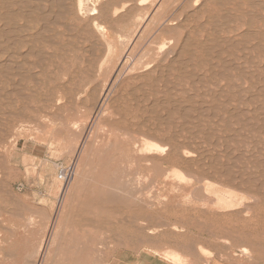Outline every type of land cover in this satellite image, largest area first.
I'll return each instance as SVG.
<instances>
[{
  "label": "rangeland",
  "instance_id": "rangeland-1",
  "mask_svg": "<svg viewBox=\"0 0 264 264\" xmlns=\"http://www.w3.org/2000/svg\"><path fill=\"white\" fill-rule=\"evenodd\" d=\"M0 1L4 4L0 5V28L5 27L0 29V66L1 62L14 65L9 75L0 79V93L2 90L5 97H0V264H69L62 248L52 243L63 215L62 236L67 238L72 233L81 238L72 243L77 244L72 249L81 261L71 264H108L124 251L150 252L174 264L177 263L166 257V251L181 254L188 264H264V110L260 111V106L264 109V0H88L87 5L85 0L83 10H79L77 0ZM86 7L89 12H85ZM90 8L99 13L91 16ZM247 15L255 21L253 33L240 29L250 22ZM13 42L19 46L14 47ZM233 43L236 45L232 49ZM257 43L263 52L253 48ZM31 50L43 58L28 55ZM40 59L45 61L43 65ZM25 62H30L29 66ZM186 110L190 118H186ZM200 110L205 111L204 115ZM231 110L235 114L231 115ZM115 114L127 122L137 141L148 140L162 147L170 141V145L163 156H151L156 161L135 165L141 181L139 186L134 185L140 192L132 199L133 212L120 197L113 214L104 218L94 211L82 219L104 218L106 225L72 229L67 223L81 219L72 214L78 213L85 201L84 178L104 148L97 144L98 137L112 128L107 120ZM122 149L119 143L116 155ZM258 160L263 161L261 165ZM63 170L72 174L69 184L59 179ZM221 172L223 175H219ZM173 173L181 176L176 179ZM245 175L251 177V183ZM219 194L234 201L233 208L216 211L214 201ZM66 208L69 210L64 211ZM18 236L28 243L42 244V258L34 253L33 258L29 254L26 261L20 262L18 257L4 252ZM244 248L248 249L247 255L242 252Z\"/></svg>",
  "mask_w": 264,
  "mask_h": 264
},
{
  "label": "bare ground",
  "instance_id": "bare-ground-1",
  "mask_svg": "<svg viewBox=\"0 0 264 264\" xmlns=\"http://www.w3.org/2000/svg\"><path fill=\"white\" fill-rule=\"evenodd\" d=\"M30 1V0H29ZM32 1H34V0H32ZM36 1V0H35ZM56 1V0H55ZM54 1V2H55ZM78 1V4H79V6H78V8L80 7V9L79 10H81L82 9V7H83V5H84V2H85V0H77ZM87 2H86V5H87V3H88V0H86ZM222 1V0H221ZM220 1V2H221ZM230 0H228V2H229ZM233 1V0H232ZM251 1V0H250ZM259 1V0H258ZM10 2V1H9ZM18 2V1H17ZM48 2V1H47ZM59 2V1H58ZM61 2H63V1H61ZM60 2V3H61ZM264 2V1H263ZM0 3H1V1H0ZM6 3H7V0H6ZM21 3H23V2H21ZM27 3V2H26ZM56 3V2H55ZM231 3V2H230ZM255 3H256V1H255ZM262 3V2H261ZM13 5H14V3H12ZM34 4V3H33ZM49 4V3H48ZM62 4V3H61ZM64 4V3H63ZM66 4V3H65ZM93 4V3H92ZM217 4H219V3H217ZM239 4V3H238ZM252 4V3H251ZM260 4V3H259ZM1 5V7H3V3H1L0 4ZM220 5V4H219ZM223 5H225V4H223ZM223 5H221V6H223ZM256 5V4H255ZM7 6V5H6ZM12 6V5H11ZM25 6V5H24ZM52 6H53V2H52ZM58 6V5H57ZM260 6V5H259ZM262 6H263V3H262ZM60 8H61V6H59ZM64 7V6H63ZM201 7V6H200ZM199 7V8H200ZM257 7V6H256ZM4 8H7V7H4ZM12 8V7H11ZM46 8V7H45ZM52 8V7H51ZM65 8L66 7H64L63 8V11L65 10ZM67 8H68V6H67ZM205 8V7H204ZM263 8V7H262ZM32 9H34V8H32ZM69 9V8H68ZM77 9V8H76ZM86 9H87V7H86ZM85 9V10H86ZM238 9V8H237ZM13 10V9H12ZM43 10H45V9H43ZM47 10V9H46ZM83 10V9H82ZM197 10V9H196ZM27 11V10H26ZM40 11V10H39ZM42 11V10H41ZM89 12V8L85 11V12ZM29 12V11H28ZM62 12V11H61ZM229 12V11H228ZM5 13V12H4ZM9 13V12H8ZM14 13H18V11H16V12H14ZM21 13V12H20ZM25 13H27V12H25ZM47 13H49L48 11H47ZM57 13V12H56ZM99 12H98V10L96 9V8H90V15L91 16H96L97 14H98ZM250 13V12H249ZM249 13H245V14H249ZM252 13V12H251ZM35 14V13H34ZM43 14V13H42ZM57 14H59V13H57ZM62 14H64V13H62ZM85 14H87V13H85ZM84 14V15H85ZM254 13H252V15H253ZM255 14H256V12H255ZM2 15H4V14H2ZM18 15V14H17ZM27 15V14H26ZM79 15H80V13H79ZM231 16H233L232 14H230ZM257 15V14H256ZM9 16V15H8ZM40 16V15H39ZM55 16H56V14H55ZM253 16H255V15H253ZM17 17V16H16ZM53 17H54V13H53ZM52 17V18H53ZM241 17V16H240ZM247 17H248V15H247ZM250 17H252L251 16V14H250ZM250 17H248V19H247V21L249 20V18ZM259 17H260V15H259ZM32 18V17H31ZM34 18V17H33ZM47 18H48V15H47ZM57 17H55V19H56ZM60 18V17H59ZM64 18V17H63ZM92 18V17H91ZM210 18V17H209ZM212 18V17H211ZM217 18L218 17H216V20H217ZM221 18V17H220ZM227 18V17H226ZM255 18H257V16L255 17ZM25 19V18H24ZM35 19V18H34ZM41 19V18H40ZM46 19V18H45ZM58 19V18H57ZM57 19H56V21H57ZM213 19H215V18H213ZM219 19V18H218ZM227 19H229V17L227 18ZM231 19V18H230ZM261 19H263L264 20V18H261ZM2 20V19H1ZM17 20V19H16ZM47 20V19H46ZM54 20V19H53ZM223 20H224V18H223ZM226 20V19H225ZM32 21V20H31ZM55 21V20H54ZM185 21V20H184ZM250 21V20H249ZM258 21H260L259 20V18H258ZM16 22H18V21H16ZM35 22V21H34ZM58 22V21H57ZM204 22H206V21H204ZM215 22V21H214ZM217 22V21H216ZM231 22V21H230ZM233 22V21H232ZM255 21H254V19H252L251 18V21L249 22V23H246V24H244V25H241L240 26V29H246L247 28V30L250 32V33H253V32H255V30H254V23ZM257 22V21H256ZM15 23V22H14ZM56 23V22H55ZM213 23V22H212ZM13 24V23H12ZM17 24V23H16ZM48 24H50V22L48 23ZM48 24H47V26H48ZM53 24H54V22H53ZM62 24V23H61ZM202 24V23H201ZM205 24V23H204ZM210 24H211V22H210ZM214 24V23H213ZM216 24V23H215ZM218 24H220V23H218ZM217 24V25H218ZM223 24V23H222ZM241 24H242V22H241ZM18 25V24H17ZM16 25V26H17ZM212 25V24H211ZM225 25H227V23L225 24ZM254 25V26H253ZM3 26V25H2ZM11 26V25H10ZM41 26H43V25H41ZM67 26V25H66ZM65 26V27H66ZM200 26V25H199ZM21 27H22V25H21ZM69 27V26H68ZM202 27V26H201ZM214 27H215V25H214ZM2 28H4L5 29V27L3 26V27H1L0 29H2ZM7 28V27H6ZM17 28V27H16ZM25 28H27V26L25 27ZM200 28V27H199ZM203 28V27H202ZM222 28H224V27H222ZM28 29V28H27ZM50 29V28H49ZM98 29V28H97ZM96 29V30H97ZM213 29V28H212ZM216 29H217V27H216ZM215 28H214V30H216ZM221 29V28H220ZM235 29V28H234ZM10 30H12V29H10ZM17 30H19V29H17ZM42 30V29H41ZM48 30V29H47ZM67 30V29H66ZM71 30V29H70ZM69 30V31H70ZM100 30H102V29H100ZM219 30V29H218ZM218 30H217V32H218ZM226 31H227V29H226ZM0 32H2V31H0ZM10 31H8V33H9ZM42 32V31H41ZM50 32V31H49ZM97 32H98V30H97ZM196 32V31H195ZM214 32V31H213ZM216 32V31H215ZM259 32H262V30L260 29L259 30ZM7 33V34H8ZM11 33V32H10ZM10 33H9V36L8 37H10L11 35H10ZM37 34L39 33V32H36ZM35 33V34H36ZM137 33V32H136ZM245 33H247V32H245ZM14 34V33H13ZM36 34V35H37ZM42 35V34H41ZM57 35H58V33H57ZM100 35H102V34H100ZM240 35H242V34H240ZM239 35V36H240ZM255 35V34H254ZM253 35V36H254ZM260 36L262 35L261 33L259 34ZM264 35V34H263ZM2 36H4V35H2ZM16 36V35H15ZM34 36V35H33ZM39 36V35H38ZM243 36V35H242ZM246 36H248V35H246ZM246 36H245V38H246ZM252 36V35H251ZM252 36V37H253ZM255 36H257V33H256V35ZM55 37V36H54ZM186 37H187V35H186ZM189 37V36H188ZM241 37V36H240ZM6 38V37H5ZM5 38H4V40H5ZM12 38V37H11ZM22 38V37H21ZM20 38V39H21ZM217 38V37H216ZM8 39V38H7ZM7 39H6V41H7ZM14 40H15V37L13 38ZM18 39V38H17ZM16 39V40H17ZM52 39V38H51ZM188 39H190V38H188ZM248 39H250V38H248ZM260 39V38H259ZM8 40H11V39H8ZM40 40H42V39H40ZM39 40V41H40ZM54 40V39H53ZM192 40V39H191ZM211 41H213L212 39H210ZM217 40V39H216ZM221 41L223 40V39H220ZM219 40V41H220ZM224 40H225V38H224ZM227 40V39H226ZM6 41H4V42H6ZM11 41H13V40H11ZM20 41V40H19ZM36 41H38V40H36ZM210 41V42H211ZM230 41V40H229ZM246 41H247V39H246ZM43 42V41H42ZM52 42H54V41H52ZM184 42H186L185 40H184ZM183 42V43H184ZM191 43H192V41H190ZM206 42H208V41H206ZM214 42V41H213ZM13 43H15V42H13ZM50 43V42H49ZM57 43V42H56ZM55 43V44H56ZM71 43V42H70ZM69 43V44H70ZM183 43H182V45H183ZM190 43V44H191ZM227 43V42H226ZM231 43H232V41H231ZM239 43H242L241 41L239 42ZM260 43V42H259ZM11 44V43H10ZM9 44V45H10ZM16 44V43H15ZM17 44H19L18 42H17ZM15 45L14 47H18L19 45ZM34 44V43H33ZM52 44V43H51ZM67 44V43H66ZM189 44V45H190ZM194 44V43H193ZM214 44H217V42L216 43H214ZM220 44V43H219ZM224 44V43H223ZM229 44V42L227 43V45ZM237 44H238V42H237ZM248 44H250V43H248ZM14 44H12V45H10V46H13ZM20 45H22V47L23 46H26V45H24L23 43H20ZM107 45V44H106ZM109 45V44H108ZM107 45V46H108ZM181 45V46H182ZM184 45H185V43H184ZM222 45V44H221ZM230 45V44H229ZM235 45H236V43L234 44L233 43V45L231 46L232 47V49L235 47ZM252 45V44H251ZM257 45V46H256ZM255 46H253V48L254 47H258V43L256 44ZM259 45H261V44H259ZM6 46V45H5ZM9 46V47H10ZM52 46H53V44H52ZM124 46V45H123ZM161 46V45H160ZM159 46V47H160ZM194 46V45H193ZM197 46V45H196ZM223 46V45H222ZM234 46V47H233ZM243 46V45H242ZM262 46V45H261ZM16 47V48H17ZM29 47V46H28ZM60 47H62V46H60ZM108 47H110V46H108ZM183 48H184V46H182ZM187 47H189V46H187ZM207 47V46H206ZM221 46H219V48H220ZM227 47V46H226ZM228 47H230V46H228ZM227 47V48H228ZM244 47V46H243ZM245 47H247L246 45H245ZM15 48V50L17 51V49ZM31 48V47H30ZM35 48V47H34ZM42 48V47H41ZM59 48V47H58ZM164 48V47H163ZM213 48V47H212ZM214 48H216V45H215V47ZM259 48V50L261 49L262 50V52H263V48H260V46L258 47ZM257 48V49H258ZM4 49V48H3ZM7 49H8V47H7ZM12 49H13V47H12ZM110 49V48H109ZM182 49V48H181ZM181 49H179V50H181ZM187 49V48H186ZM189 49V48H188ZM188 49H187V51H188ZM202 49V48H201ZM221 49V48H220ZM235 49H237V48H235ZM247 49V48H246ZM245 49V50H246ZM5 50V49H4ZM29 50V49H28ZM27 50V51H28ZM42 51H43V49H41ZM108 50V49H107ZM183 50V49H182ZM205 50V49H204ZM238 50V49H237ZM242 50V48L240 49V51ZM252 50V49H251ZM254 50H256V49H254ZM253 50V51H254ZM12 51H14V50H12ZM36 51V50H35ZM42 51H40V52H42ZM66 51H68V50H66ZM86 51V50H85ZM93 51V50H92ZM92 51H90V52H92ZM110 51V50H109ZM108 51V52H109ZM126 51V50H125ZM161 51V50H160ZM192 51V50H191ZM209 51V50H208ZM221 51V50H220ZM219 51V52H220ZM18 52V51H17ZM45 52V51H44ZM84 52V51H83ZM89 52V51H88ZM88 52H85V53H88ZM89 52V53H90ZM107 52V53H108ZM179 52V51H178ZM195 52V51H194ZM212 52H214V49H213V51ZM217 52V50L215 51V53ZM255 52V51H254ZM26 53V52H25ZM37 53H39V52H37ZM72 53V52H71ZM106 53V54H107ZM162 53H164V52H162ZM209 53H210V51H209ZM257 53V52H256ZM16 54V53H15ZM14 54V55H15ZM19 54V53H18ZM17 54V55H18ZM20 54H22V53H20ZM27 54V53H26ZM32 54H34V56H35V52L34 51H30V53L28 54V55H32ZM49 54V53H48ZM70 54V53H69ZM91 54V53H90ZM124 54V53H123ZM179 54H180V52H179ZM178 54V55H179ZM218 54V53H217ZM260 54V53H259ZM8 55H10V54H8ZM13 55V54H12ZM37 55V54H36ZM42 55V54H41ZM45 54H43V56H44ZM63 55V54H62ZM191 55V54H190ZM194 55V54H193ZM221 55V54H220ZM219 55V56H220ZM11 56V55H10ZM24 56H25V54H24ZM37 56H39L40 57V55L38 54ZM180 56V55H179ZM178 56V57H179ZM182 56H183V54H182ZM181 56V57H182ZM211 56V55H210ZM21 57H23V54H22V56ZM25 57H27V56H25ZM42 57V56H41ZM40 57V58H41ZM46 57V56H45ZM50 57V56H49ZM63 57V56H62ZM174 57V56H173ZM177 57V58H178ZM196 57V56H195ZM252 57V56H251ZM257 57V56H256ZM8 58V57H7ZM10 58V57H9ZM11 58H13L12 56H11ZM14 58H15V56H14ZM19 58V57H18ZM43 58V57H42ZM77 58V57H76ZM175 58V57H174ZM216 57H214V59H215ZM252 58H254V57H252ZM16 59V58H15ZM14 59V60H15ZM104 59H106L105 57H104ZM219 59V58H218ZM9 60V59H8ZM40 60H42V59H40ZM40 60H39V62H40ZM46 60V59H45ZM48 60V59H47ZM87 60V59H86ZM131 60V59H130ZM179 60V59H178ZM200 60V59H199ZM224 60L225 59H223V62H224ZM249 60H250V58H249ZM248 60V64L250 65V61ZM5 61V60H4ZM7 61V60H6ZM12 61V60H11ZM21 61H23V60H21ZM88 61V60H87ZM180 61V60H179ZM182 61V60H181ZM184 61V60H183ZM182 61V62H183ZM188 61L189 62H191L192 61V59H191V61L188 59ZM27 62V61H26ZM25 62V64H28V66H29V64H30V62L29 63H26ZM32 62V61H31ZM42 65L44 64V62L45 61H43L42 60ZM50 62V61H49ZM174 63H175V61H173ZM185 62V61H184ZM183 62V63H184ZM209 62H212V61H210L209 60ZM221 62V61H220ZM222 62V63H223ZM227 62V61H226ZM229 62H230V60H229ZM228 62V63H229ZM232 62H234V61H232ZM13 63H15V62H13ZM18 63H19V61H18ZM18 63H16L17 65H18ZM21 63V62H20ZM23 63V62H22ZM131 63V62H130ZM169 63V62H168ZM176 63H177V61H176ZM178 63H180V62H178ZM182 63V64H183ZM205 63V62H204ZM216 63V62H215ZM214 63V64H215ZM245 63V62H244ZM243 63V64H244ZM253 63V62H252ZM4 64V63H3ZM15 64V65H16ZM102 64H103V62H102ZM185 64V63H184ZM183 64V65H184ZM187 64V63H186ZM11 63H9V64H4V65H2V62H1V66H0V79L2 78L1 76L2 75H4V74H6L7 73V75H9V71L10 70H12V66L14 67V65H12ZM35 64H33V66H34ZM130 65V64H129ZM182 65V66H183ZM188 65V64H187ZM192 65V64H191ZM212 65V64H211ZM223 65H225V64H223ZM233 65V64H232ZM40 66V65H39ZM100 66V65H99ZM193 66V65H192ZM226 66V65H225ZM223 67V68H225L226 70L228 69V68H226V67ZM237 66V65H236ZM235 66V67H236ZM251 66V65H250ZM87 67V66H86ZM215 67V66H214ZM218 67V66H217ZM216 67V68H217ZM227 67H229V66H227ZM230 67H231V65H230ZM242 67V66H241ZM263 67H264V65H263ZM17 68V67H16ZM19 68H20V64H19ZM33 68H35V67H33ZM55 68V67H54ZM100 68V67H99ZM165 68V67H164ZM186 68H187V66H186ZM243 68V67H242ZM241 68V70H243ZM261 68V67H260ZM259 68V69H260ZM21 69V68H20ZM23 69V68H22ZM31 69V68H30ZM41 69V68H40ZM231 69H232V67H231ZM235 69V68H234ZM244 69H246V68H244ZM254 69H256L255 67H254ZM262 69V68H261ZM19 70V69H18ZM24 70H26V69H24ZM179 70V69H178ZM213 70H214V68H213ZM240 70V71H241ZM166 71V70H165ZM215 71V70H214ZM228 71H229V69H228ZM18 72V71H17ZM29 72H31V70L29 71ZM226 72V71H225ZM236 72V71H235ZM15 73H16V71H15ZM36 73H38V72H36ZM36 73H34V74H36ZM79 73V72H78ZM84 73V72H83ZM159 73H161V72H159ZM214 73V72H213ZM216 73V72H215ZM222 73H224V72H222ZM239 73H241V72H239ZM249 73V72H248ZM13 74V73H12ZM20 74H24V73H21V71H20ZM33 74V73H32ZM33 74V75H34ZM182 74V73H181ZM210 74V73H209ZM217 74V73H216ZM247 74V73H246ZM246 74H245V77H246ZM251 75H253V72H251L250 73ZM6 75V76H7ZM15 75V74H14ZM33 75H31V76H33ZM190 75V74H189ZM211 75V74H210ZM221 75L222 74H220V77H221ZM241 75H244V73L242 74L241 73ZM12 76V75H11ZM30 76V77H31ZM166 76L168 77L169 75H167L166 74ZM191 76H193V75H191ZM195 76V75H194ZM193 76V77H194ZM217 76V75H216ZM224 77H226V75H223ZM228 76V75H227ZM231 76V75H230ZM230 76H228V77H230ZM248 76H249V78H250V75L248 74ZM256 76V75H255ZM8 77V76H7ZM17 77H19V76H17ZM34 77V81H35V78H36V76H33ZM184 77V76H183ZM188 77V76H187ZM196 77V76H195ZM194 77V78H195ZM198 77V76H197ZM196 77V79H198ZM202 77V76H201ZM200 76H199V78H201ZM252 77V76H251ZM20 78V77H19ZM79 78V77H78ZM83 78H85V77H83ZM160 78V77H159ZM207 78V77H206ZM221 78H223V77H221ZM227 78V77H226ZM253 78V77H252ZM9 79V78H8ZM21 79V78H20ZM27 79V78H26ZM29 79V78H28ZM32 79V78H31ZM37 79V78H36ZM195 79V80H196ZM246 79H248V78H246ZM10 80V79H9ZM18 80V79H17ZM203 79H201V81H202ZM210 80V79H209ZM257 80H258V78H257ZM12 81V80H11ZM14 81V80H13ZM20 81V80H19ZM40 81V80H39ZM155 81H157V80H155ZM198 81V80H197ZM249 81L251 82V80L249 79ZM259 81V80H258ZM263 81V80H262ZM5 82V81H4ZM35 82H38V81H35ZM41 82V81H40ZM193 82V81H192ZM31 83V82H30ZM3 84V83H2ZM1 84V85H2ZM9 84V83H8ZM11 84V83H10ZM37 84V83H36ZM212 84V83H211ZM250 84V83H249ZM253 84V83H252ZM12 85H14V84H12ZM17 85L20 87V85L17 83ZM41 85V84H40ZM143 85H145V84H143ZM143 85H142V87H143ZM254 85V84H253ZM252 85V86H253ZM255 85H258V84H255ZM4 86H5V83H4ZM2 87V86H1ZM7 87V86H6ZM21 87H22V85H21ZM142 87H141V89H142ZM202 87V86H201ZM224 87V86H223ZM235 87V86H234ZM238 87V86H237ZM256 87V86H255ZM263 87V86H262ZM262 87H260L261 89L259 90V87H258V90H259V92L260 91H262ZM13 88H14V86H13ZM17 88V87H16ZM23 88V87H22ZM45 88V87H44ZM114 88V87H113ZM192 88H195V87H192ZM217 88V87H216ZM222 88V87H221ZM220 88V89H221ZM264 88V87H263ZM5 89V88H4ZM6 89H8V88H6ZM12 89V88H11ZM10 90V89H9ZM18 90V89H17ZM16 90V93L18 92ZM20 90V89H19ZM24 90V89H23ZM251 90V89H250ZM255 90H257L256 88H255ZM5 91V90H4ZM92 92H93V90H91ZM95 91V90H94ZM142 91H143V89H142ZM220 91V90H219ZM218 91V92H219ZM10 92H12V91H10ZM32 92V91H31ZM221 92H223V90L221 91ZM240 92H242L241 90H240ZM246 92V91H245ZM258 92V91H257ZM263 92H264V90H263ZM15 93V94H16ZM19 93V92H18ZM21 93H23V92H21ZM83 93V92H82ZM156 93V92H155ZM239 93V92H238ZM237 93V95L239 96V94ZM2 94V90H1V93H0V95ZM7 94H9V93H7ZM105 94V93H104ZM103 94V95H104ZM219 94V93H218ZM17 95H19V94H17ZM250 95H252V94H250ZM6 96H8V95H6ZM11 96V95H10ZM20 96V95H19ZM23 96H27V95H23ZM29 96V95H28ZM220 96H221V93H220ZM240 96H241V94H240ZM257 96H259L258 95V93H257ZM261 96V95H260ZM259 96V97H260ZM263 96V95H262ZM261 96V98H263ZM0 97H2V98H4L5 99V97L4 96H0ZM22 97V96H21ZM20 97V98H21ZM78 97V96H77ZM216 97H218V96H216ZM223 97V96H222ZM243 97V96H242ZM255 97L256 96H254V99H255ZM7 98V97H6ZM22 98H24V97H22ZM251 98V97H250ZM253 98V97H252ZM9 99V98H8ZM10 99H12V98H10ZM218 99V98H217ZM254 99H252V100H254ZM13 100V99H12ZM11 100V101H12ZM226 100H228V99H226ZM230 100V99H229ZM228 100V103L230 104V102L231 101H229ZM243 100V99H242ZM256 100V99H255ZM16 101V100H15ZM42 101H44V100H42ZM233 101V100H232ZM241 100H238V102H240ZM251 101V100H250ZM0 102H1V100H0ZM157 102L158 101H156V104H157ZM246 102V101H245ZM248 102H249V99H248ZM3 103V102H2ZM155 103V102H154ZM153 103V104H154ZM162 103V102H161ZM160 103V104H161ZM164 103H165V101H164ZM197 103V102H196ZM223 103V102H222ZM226 103V102H225ZM240 103H242V102H240ZM239 103V104H240ZM250 103V102H249ZM156 104H154V106L156 105ZM159 104V105H160ZM227 104V103H226ZM242 104H244V103H242ZM241 104V105H242ZM247 104V103H246ZM254 104V103H253ZM10 105H11V103H10ZM81 105V104H80ZM170 105V104H169ZM203 105V104H202ZM1 106H3V105H1ZM0 106V107H1ZM5 106V105H4ZM29 106V105H28ZM153 106V105H152ZM217 106V105H216ZM215 106V107H216ZM243 106H245V104L243 105ZM253 106V105H252ZM15 107V106H14ZM192 107V106H191ZM213 107V106H212ZM212 107H210V108H212ZM214 107V108H215ZM257 107H259L258 105H257ZM256 107V108H257ZM262 109L260 110V111H263L264 109H263V106H260ZM260 107L258 108V109H260ZM20 108V107H19ZM152 108V107H151ZM154 108V107H153ZM155 108H156V106H155ZM166 108V107H165ZM164 108V109H165ZM175 108V107H174ZM173 108V109H174ZM178 108H179V110H180V107L178 106ZM182 108V107H181ZM187 108H189V107H187ZM186 108V109H187ZM204 108V107H203ZM255 108V109H256ZM167 109V108H166ZM177 109V108H176ZM192 109V108H191ZM198 109V108H197ZM206 109H207V107H206ZM208 109H209V107H208ZM216 109V108H215ZM215 109H214V111H215ZM220 109V108H219ZM219 109H216V111L217 110H219ZM234 109V108H233ZM24 110V109H23ZM83 110V109H82ZM156 110V109H155ZM195 110H196V107H195ZM195 110H193V111H195ZM212 110V109H211ZM221 110V109H220ZM234 110H236V109H234ZM233 110V111H234ZM252 110H254V109H252ZM101 111V110H100ZM153 111V110H152ZM157 111V110H156ZM171 111H174V110H171ZM181 111H182V109H181ZM189 111H190V108H189ZM201 111V110H200ZM222 111V110H221ZM228 111V110H227ZM227 111H226V113H227ZM232 111V110H231ZM232 111V113H231V115H233V112ZM238 111H239V109H238ZM237 110H236V112L237 113H239ZM251 111V110H250ZM257 111V110H256ZM94 112V111H93ZM175 112V111H174ZM177 112H179V111H177ZM185 112V108H184V110H183V114H185L184 113ZM197 112V111H196ZM198 112H199V109H198ZM202 112V111H201ZM205 112V111H204ZM204 112H202L203 113V115H204ZM230 112V111H229ZM243 112V111H242ZM247 113H248V110L246 111ZM252 112V111H251ZM250 112V113H251ZM20 113V112H19ZM153 113V112H152ZM156 113V112H155ZM186 113H189V114H187V117L186 118H188L189 117V115H190V112H188L187 110H186ZM214 113V112H213ZM254 113H257V112H254ZM22 114V113H21ZM182 114V113H181ZM180 114V115H181ZM197 114V113H196ZM205 114H207V113H205ZM235 114V113H234ZM243 114V113H242ZM246 114V113H245ZM245 114H244V118H245ZM261 114V113H260ZM259 114V115H260ZM6 115V114H5ZM7 115H10V113H7ZM16 115H18V114H16ZM171 115V114H170ZM198 115H199V113H198ZM239 115V114H238ZM237 115V116H238ZM185 116V115H184ZM191 116V115H190ZM197 116V115H196ZM210 116H212V115H210ZM210 116H208L207 118H209ZM214 116V115H213ZM237 116H235V117H237ZM240 116V115H239ZM257 116V115H256ZM160 117H162V116H160ZM159 117V118H160ZM169 117V116H168ZM167 117V118H168ZM182 117V116H181ZM234 117V118H235ZM253 117H255V116H253ZM262 117H264L263 115H262ZM165 118V117H164ZM185 118V119H186ZM190 118V117H189ZM195 118V117H194ZM194 118H192V119H194ZM219 118H221V116L219 117ZM255 118H257V117H255ZM255 118H252V120L253 121H255L256 119ZM261 118V117H260ZM156 119V118H155ZM161 119V121H162V118H160ZM196 119V118H195ZM231 119V118H230ZM165 120H167V119H165ZM169 120L170 121H172V118L170 119L169 118ZM198 120V119H197ZM220 120V119H219ZM258 120V119H257ZM256 120V121H257ZM261 120V119H260ZM259 120V121H260ZM109 123H110V125H112V128L110 129V130H105L102 134H101V136H99L98 137V141H97V144L99 145V147L100 148H102V147H104L103 149H102V153L100 154V156L98 157V159H97V161H95L93 164H92V166H91V169H90V171L88 172V174H87V176L84 178V179H86L87 180V185H86V187H85V189L83 190V196H84V198H85V201L84 202H82V208L80 209V211L78 212V213H75V214H72V215H75V217H80L81 219H79V220H76V219H73V220H71L70 222H68L67 224H68V226H70L72 229H75V228H77V227H80V228H83V227H86L87 225H89V226H92V225H95V226H98V227H100L101 225H106V222H108L107 221V219H104V218H106L107 216H108V213L109 214H113V206H115L116 204H117V202H119V198L120 197H123L124 199L123 200H125L126 201V203L127 204H129L128 205V210L130 211V212H133L132 211V208L134 207L133 206V204H132V199H136L137 198V192H140L139 190H136L137 188H135L134 187V185L135 184H138V186H139V183H140V181H141V177H139V175L137 174V172H136V170H135V165L138 163H143V162H146V161H149V160H155L156 161V157H152L151 158V156H153V155H160V156H163V154H164V152L168 149V146L170 145V141L168 142V144L169 145H166V146H159V145H157V144H155V143H153V142H151V141H148V140H145V141H137L136 139H135V137L132 135V133H131V130L128 128V125H127V122L125 121H120L119 120V118H117L116 117V114L115 115H113V117H111V118H108V120H107ZM218 121V120H217ZM241 121V120H240ZM242 121H244V120H242ZM241 121V122H242ZM11 122V121H10ZM122 122V123H121ZM163 123L165 122V121H162ZM187 122V121H186ZM227 123H228V121H226ZM240 122V123H241ZM251 122V121H250ZM264 122V121H263ZM169 123V122H168ZM199 123V122H198ZM226 123V124H227ZM262 123V122H261ZM124 124V125H123ZM158 124V123H157ZM183 124H185V123H183ZM183 124H182V126H183ZM187 124H188V122H187ZM225 124V125H226ZM231 124V123H230ZM230 124H228V127H229V125ZM250 123L248 122V125H249ZM255 124V123H254ZM253 124V125H254ZM73 125V124H72ZM232 125V124H231ZM237 125V124H236ZM241 125V124H240ZM242 125H243V123H242ZM250 125H252V124H250ZM261 125H263V124H261ZM159 126V125H158ZM182 126H181V128H182ZM227 126V125H226ZM244 126V125H243ZM254 126H257V124H255ZM179 127H180V125H179ZM186 127V126H185ZM258 127V126H257ZM246 128V127H245ZM252 128H254V127H251V129ZM262 128H264V127H262ZM104 129V128H103ZM240 129L242 130V126L240 127ZM239 128H238V130H240ZM261 129V128H260ZM27 130V129H26ZM29 130V129H28ZM198 130V129H197ZM207 130V129H206ZM210 130V129H209ZM237 130V131H238ZM244 130V129H243ZM257 130V129H256ZM264 130V129H263ZM3 131V130H2ZM103 131V130H102ZM199 131V130H198ZM212 131V130H211ZM223 131V130H222ZM237 131H236V133H237ZM244 131H246V130H244ZM254 131V130H253ZM4 132V131H3ZM231 132V131H230ZM248 132H249V129H248ZM255 132V131H254ZM256 132H258V130L256 131ZM235 133V132H234ZM239 133V132H238ZM262 133V132H261ZM6 134V133H5ZM240 134V133H239ZM209 136H210V133L208 134ZM233 135V134H232ZM245 135V134H244ZM208 136V137H209ZM229 136V135H228ZM235 136V135H234ZM247 136V135H246ZM245 136V137H246ZM156 136H151V139H154ZM212 137H213V135H212ZM227 137V136H226ZM237 137V136H236ZM244 137V136H243ZM221 138V137H220ZM225 138V137H224ZM230 138V137H229ZM166 139V138H165ZM208 139V138H207ZM215 139H218V137L217 138H215ZM231 139H232V137H231ZM233 139H235L234 137H233ZM232 139V140H233ZM246 139H248V138H246ZM251 139V138H250ZM167 140V139H166ZM223 140V139H222ZM251 140H253V139H251ZM161 141V140H160ZM231 141V140H230ZM234 141V140H233ZM218 142V141H217ZM237 142V141H236ZM254 142V143H253ZM256 141H252V143L255 145L256 143H255ZM119 143H121L122 145H123V149H122V153H120V154H118V155H116V150H117V147H118V144ZM262 143V142H261ZM50 144V143H49ZM263 144V143H262ZM101 145V146H100ZM228 146V145H227ZM259 146V145H258ZM224 147V146H223ZM226 147V146H225ZM252 147H254V146H252ZM256 147V146H255ZM6 148V147H5ZM227 148V147H226ZM225 148V149H226ZM169 149H170V147H169ZM260 150V148L258 149V151ZM262 150V149H261ZM225 152V151H224ZM230 153H232V152H230ZM254 154H256V153H254ZM228 155V154H227ZM187 156V155H186ZM257 157V156H256ZM255 157V158H256ZM251 158H253V156H251ZM188 159V158H187ZM263 160V159H262ZM260 160H258V162H259ZM238 162H240V161H238ZM263 162V161H262ZM261 162V163H262ZM241 163V162H240ZM253 163H256V165H257V161H254ZM260 163V162H259ZM261 163H260V165H261ZM232 165H235V163H233L232 162ZM237 165H238V163H237ZM241 165H242V163H241ZM243 165H244V163H243ZM250 165H252V162L250 163ZM259 165V166H260ZM262 165L264 166V163H262ZM240 166V165H239ZM228 167V166H227ZM258 167V166H257ZM238 168V167H237ZM259 168V167H258ZM262 168H264V167H262ZM228 169V168H227ZM231 169H233V168H231ZM231 169H230V171H231ZM238 170V169H237ZM245 170V169H244ZM256 170V169H255ZM220 171V170H219ZM229 171V172H230ZM246 171V170H245ZM251 171V170H250ZM175 172V171H174ZM227 173V172H226ZM232 173V172H231ZM235 173V172H234ZM173 174H175L174 176H181V174H178V173H173ZM224 174H225V172H224ZM235 174H237V173H235ZM263 174H264V171H263ZM263 174H261V175H263ZM219 175H223L222 174V172H221V174H219ZM243 175H244V173H243ZM242 175V176H243ZM248 175V174H247ZM247 175H245V176H247ZM259 175V174H258ZM230 176V175H229ZM232 176H234L233 174H232ZM244 176V177H245ZM250 176H251V174H250ZM179 177H177L176 179H178ZM231 177V176H230ZM249 176H247V179H246V181H249L248 179H251V177H253V175L251 176V177H249ZM254 177H255V175H254ZM253 177V179H257L256 177L254 178ZM182 178H184V176L182 177ZM146 179V178H145ZM232 179V178H231ZM236 179V178H235ZM238 179V178H237ZM240 180H241V178H239ZM252 179V180H253ZM174 180H175V178H174ZM183 180V179H182ZM258 180H260V178L258 179ZM257 180V181H258ZM177 181H179V180H176V182ZM256 181V180H255ZM255 181H254V184H255ZM187 182V181H186ZM191 182V181H190ZM190 182H187V183H190ZM245 182V181H244ZM253 182V181H252ZM70 182H68V184H69ZM144 183V182H143ZM146 183V182H145ZM233 183V182H232ZM248 183H251L250 181L248 182ZM257 183V182H256ZM260 183V182H259ZM264 182H262V184H263ZM244 184V183H243ZM242 184V185H243ZM253 184V183H252ZM261 184V183H260ZM259 184V185H260ZM262 184H261V186H262ZM205 184H203V186H204ZM239 185H241V184H239ZM207 186V185H206ZM210 186V185H209ZM238 186V185H237ZM264 186V185H263ZM231 187V186H230ZM240 187V186H239ZM260 187V186H259ZM258 187V188H259ZM139 188V187H138ZM206 188V187H205ZM208 188V187H207ZM257 188V189H258ZM149 189V188H148ZM260 189V188H259ZM258 189V190H259ZM194 190V189H193ZM204 190V189H203ZM205 191V190H204ZM206 191H209V190H207L206 189ZM261 191V190H260ZM4 192V191H3ZM149 192V191H148ZM218 192V191H217ZM222 192V191H221ZM224 192V191H223ZM256 192H257V190H256ZM145 194H151V193H146V192H144ZM207 193V192H206ZM205 193V194H206ZM229 193V192H228ZM231 193V192H230ZM253 193V192H252ZM258 193V192H257ZM232 194V193H231ZM246 194V193H245ZM63 195V194H62ZM147 195H145V196H147ZM208 195H209V192H208ZM152 196V195H151ZM224 195H222V197H221V194H219V196L217 197V201L215 200L214 201V203H216V206L218 207L217 209H216V211H221V209L222 210H224V209H228V208H233V206H234V204H233V202H232V200L231 199H228V197H226V196H224ZM233 196V195H232ZM148 197H150V196H148ZM147 197V198H148ZM139 198V197H138ZM193 198V197H192ZM237 198V197H236ZM62 199V198H61ZM134 199V200H135ZM149 199V198H148ZM188 199V198H187ZM238 199V198H237ZM236 199V200H237ZM144 200V199H143ZM212 200V199H211ZM239 200H241V199H239ZM128 201V202H127ZM150 201H151V199H150ZM181 201V200H180ZM197 201V200H196ZM253 202H255V201H253ZM202 203V202H201ZM235 203V202H234ZM240 203V202H239ZM209 205H210V203H208ZM237 204V203H236ZM241 205V204H240ZM245 205H246V203H245ZM236 206V205H235ZM244 206V205H243ZM243 206H241V207H243ZM238 207H240L239 205H238ZM244 208V207H243ZM235 209V208H234ZM242 209V208H241ZM246 209V208H245ZM65 210H69V209H64V211ZM248 210V209H247ZM63 211V212H64ZM94 211H99L98 213H100L104 218L103 219H88V220H82L83 218L84 219H86L87 217L86 216H89L90 214H92ZM74 212H76V210L74 211ZM140 213H138V214H136V215H139ZM63 217H64V215L61 217V219H60V221H59V224H58V228H57V230H56V232L54 233V237H53V244H56V245H58V246H60L59 248H62L61 249V251L64 253V254H66L67 255V257L69 258L68 259V261H69V264H71V263H77L78 261H81V260H79V256H78V252L77 251H75L74 249H72V248H74V246H76L77 247V244H72L74 241H78V240H81V238L79 239H77V238H75V237H77V235H74V234H72L71 233V235L70 236H68L67 238H64L63 236H62V228H63ZM131 227V226H130ZM81 242V241H80ZM226 244H228L227 242H225ZM36 245L37 244H34V243H32V245H29L28 246V248H27V239L26 238H21V236H18L17 238H16V240H15V242L13 243V244H11L10 246H8L7 248H5L4 249V252H6L10 257H11V255L12 256H16V257H18V261H20L21 262V260H25L26 261V259L29 257V254H30V257L31 258H33V254L34 253H36V256H39V257H41V256H43L42 254H41V249L42 248H44L43 247V245L42 244H38L37 245V251H35V247H36ZM242 250V249H241ZM243 254H245V255H247L248 254V249H246V248H244L243 249ZM239 255V254H238ZM240 256H241V254H240ZM166 257L168 258V259H170L171 261H173V262H175V263H177V264H180L181 262L182 263H185V264H188L189 262H188V260L184 257V256H182L181 254H179V253H177V252H175V251H166ZM42 258V257H41ZM63 262H65V261H63ZM35 264H39V263H35ZM57 264H59V262L57 263Z\"/></svg>",
  "mask_w": 264,
  "mask_h": 264
},
{
  "label": "crops",
  "instance_id": "crops-1",
  "mask_svg": "<svg viewBox=\"0 0 264 264\" xmlns=\"http://www.w3.org/2000/svg\"><path fill=\"white\" fill-rule=\"evenodd\" d=\"M31 243L27 242V248ZM60 264V262H59ZM64 264V262L62 263ZM108 264H174L150 252H120Z\"/></svg>",
  "mask_w": 264,
  "mask_h": 264
},
{
  "label": "built area",
  "instance_id": "built-area-1",
  "mask_svg": "<svg viewBox=\"0 0 264 264\" xmlns=\"http://www.w3.org/2000/svg\"><path fill=\"white\" fill-rule=\"evenodd\" d=\"M71 178H72V174L71 172H69V170H63L60 172L59 179L62 182L68 183L70 182Z\"/></svg>",
  "mask_w": 264,
  "mask_h": 264
}]
</instances>
